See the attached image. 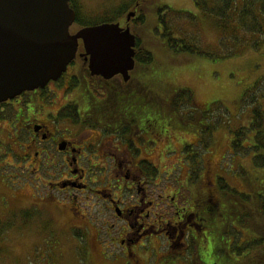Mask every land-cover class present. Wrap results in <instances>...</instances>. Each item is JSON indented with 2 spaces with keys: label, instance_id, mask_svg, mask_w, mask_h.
Instances as JSON below:
<instances>
[{
  "label": "flooded vegetation",
  "instance_id": "obj_1",
  "mask_svg": "<svg viewBox=\"0 0 264 264\" xmlns=\"http://www.w3.org/2000/svg\"><path fill=\"white\" fill-rule=\"evenodd\" d=\"M75 1L70 5L80 15ZM142 10L143 0H132L125 16L113 22L131 28ZM130 11L135 16L128 20ZM81 27L76 16L71 32ZM137 54L138 47L130 79L121 73L107 79L92 74L80 39L75 59L58 80L1 101L0 133L8 139L0 135V146L6 147L0 151V171L7 169L2 163L8 159L5 162L17 187L34 186L41 205L44 198L51 201L64 195L66 202L75 204L66 206L73 219L77 220L75 209L83 201L91 209L99 206L105 217L97 228L95 248L105 259L110 251L126 264H153L152 259L163 264H177V259L187 264H218L210 262L218 255L213 251V229L203 198L207 194L201 193L193 204L183 198L188 195L189 169L182 183L183 175H175L176 164L165 176L144 169L147 163L157 168L143 153L157 144L154 136L159 140L161 97L153 81L136 77L137 72L151 71L149 65L138 63ZM60 81L66 91L62 103L46 94ZM120 116L123 120L118 121ZM17 187L0 195L7 210L20 208L27 218V209L18 206ZM232 242L228 241V248Z\"/></svg>",
  "mask_w": 264,
  "mask_h": 264
},
{
  "label": "rangeland",
  "instance_id": "obj_2",
  "mask_svg": "<svg viewBox=\"0 0 264 264\" xmlns=\"http://www.w3.org/2000/svg\"><path fill=\"white\" fill-rule=\"evenodd\" d=\"M124 3L127 4L126 7H130L132 0L75 1L77 8L80 9L81 16H79L82 19L97 22H100L105 15L116 14ZM160 9L164 13L162 17H160ZM142 16L144 22H142ZM159 17L167 24L160 23ZM122 22L124 23L125 20ZM163 26L164 29L166 26L169 28L168 31L171 33L168 34L187 38L199 46L202 51L211 50L223 53L225 49H231V45L224 49L223 40L221 42L220 38L224 32L222 29L216 28L211 17L200 13L194 0H143L141 18L131 25V30L140 38L142 46L148 48L154 55L155 61L148 67L153 69V74L156 77L154 84L159 87L158 90L162 95L171 92L173 87L193 89L194 103L191 101L192 104H189L185 99L181 103V109L190 114H192L191 108L197 110L198 106L203 103H214L211 105L213 108L211 112L215 119L211 122L218 126L213 130L212 135L207 134L210 140L206 145L209 147L200 151L204 167L202 169L210 180L208 178L205 180L189 178L188 185L185 186L187 188L185 192L188 195L183 198L192 201L193 204L195 198H201L200 194L206 193L207 195L203 198L208 205L213 203L222 208L225 204L224 201L220 203L223 193L220 191L215 193L219 189V177H224L230 186L240 192L255 194L254 189L261 187L260 181L256 179L261 169L253 164L252 156L232 153L231 137L234 130L250 124L253 118V109L257 106L250 102L242 104L241 98L245 90L258 80L259 83H262L259 90L262 89L261 92H264V47L262 45L259 48L251 46L252 36L249 34L251 41L245 46V48L248 47L240 56L211 59L200 55L176 53L166 46ZM256 37L261 38V36ZM244 39V41H248L247 36ZM146 71H148L147 67ZM135 75L137 78L148 79L151 71L147 74L137 72ZM61 82L52 84L51 89L46 91L50 98H54L59 103L64 102L63 98L66 94ZM252 89L258 92L255 87ZM260 101L264 104V99L258 97L257 102ZM195 116L199 115L195 114ZM158 120L161 125V119ZM204 121H208L207 117L204 118ZM161 131L162 134H166V137H161L160 143L149 147L148 152L144 151L143 154L156 164L158 171L164 176L175 168L172 166L173 164L178 165L175 175H183V178L179 177V182L182 183L189 169L184 163L187 158L183 153V148L186 144H196L199 137L187 130L176 129L166 123L161 126ZM0 135L3 139H8L4 133H0ZM5 148V145L0 146V151H4ZM7 160L2 163L3 167L7 169L0 171V194L11 193L12 189L9 188L18 186L8 170L9 165L5 162ZM180 166L183 168L181 169ZM211 180L213 184L214 182L217 184L213 186ZM173 181L176 183L175 180ZM196 186H199L200 189L197 194L193 192ZM34 190V186L29 184L17 187V195L20 197L18 206L27 209L30 215L27 218L24 217V211H21L20 208L7 210L0 195V264H88L87 261L91 264H126L124 259L115 257L116 254H111L110 251H107L108 254L105 252L107 258L105 259L100 253V249L95 248L97 228L101 219L105 217L99 206L91 209L90 204L83 201L84 203L75 209L76 220L72 218L67 208H74L75 204H72L71 201L66 202L64 195H57L51 201L44 198L41 205L38 203V197L34 196ZM43 193L45 194L44 191ZM191 195L194 196L193 199ZM10 200H12L11 195ZM82 213L85 216H82ZM79 218H83L86 224H82ZM75 224L82 228L75 227ZM242 225L241 222L237 223L238 230L235 227L229 229L226 225L228 227L224 231L226 243L232 240L234 249H237L236 246L249 245L256 233H252ZM101 236L104 240H108L105 233H102ZM229 236L230 238H228ZM226 243L221 244L223 251L217 253L219 257H222V252H226L224 249ZM229 252L231 255L228 259H210V262L227 264L226 261L240 260L241 256L237 253ZM88 253L91 256L89 259H85ZM245 257L243 256L241 263H246ZM177 262V264H187L186 261L179 259ZM152 263L163 264L160 259H152Z\"/></svg>",
  "mask_w": 264,
  "mask_h": 264
},
{
  "label": "trees",
  "instance_id": "obj_3",
  "mask_svg": "<svg viewBox=\"0 0 264 264\" xmlns=\"http://www.w3.org/2000/svg\"><path fill=\"white\" fill-rule=\"evenodd\" d=\"M194 2L200 13L211 17L214 20L216 28L222 29L224 32L220 37L221 42L223 40L224 49L230 45L231 49H225L223 53H216L211 50L202 51L199 46L193 44L187 38L168 34L171 33L168 31L169 28L166 26V29H164L163 26L164 40L166 46L170 50L176 53L200 55L211 59L231 58L240 56L248 47L245 48L251 41L249 34L252 36L251 46L259 48L260 45H262L264 47V0H194ZM122 5L123 6H120L116 14L113 16L105 15L100 22L82 19L77 9V24L85 26L116 21L118 18L125 16V13L129 9V7H126V3ZM178 11L186 12L185 10ZM163 14L162 9H160V17L164 16ZM143 18L142 16V19ZM142 22H144V19ZM160 23L167 24L164 20L162 21V19ZM232 36H234V38H232ZM246 36L248 37V41H244ZM256 36H261L262 39ZM137 47L138 63L145 64L146 66L153 64L155 61L153 53L148 48L142 46L138 36ZM150 77V79L146 80L155 83L156 77L153 74V69L151 70ZM261 86L262 83H259L257 80L252 86L245 90L241 98L242 104L250 102L252 104H257V106L253 109V118L250 124L234 130L231 137L232 153H243V155L247 157L252 156L253 164L261 169L256 178L260 181L261 187L259 189H254L255 194L240 192L230 186L224 177H219V189L216 190L215 193L217 194L218 191L223 193L220 203L224 201L225 204L222 208H220V205L218 206L213 203H209L211 205H208L209 223L213 229L212 241L214 253L217 254L219 251H223L221 244H223V242L226 243L224 231L228 229V227L229 229L232 227L237 229V223L241 222L244 228L249 229L252 233L256 232L249 245L241 247L236 246L237 249H234L233 245L228 248V243H226L224 247L226 252H222V257L218 256V259H228L231 255L229 251H233L235 254L237 253L241 256L240 260H236L235 262L226 261L227 264H244L241 263L243 261L241 260L243 256H246L245 264H253L254 262L255 264H264V104L261 103V101L257 102L258 97H261L262 100L264 99V92H261L262 89L259 90ZM156 87L159 88L158 86ZM253 87H255L258 92L254 91L252 89ZM174 90L176 91L174 92ZM160 97L159 106L161 111L158 119H161L162 124L158 129L159 133H157V135H159V140L155 136L154 138L157 140V143H160L162 140L161 137H166V134H162L161 131L163 123L175 127L176 129L187 130L191 134L198 135L199 139L196 144H186L183 148V153L190 165L189 178L192 177L196 180L209 179L202 169L203 162L200 158L202 154L200 151L209 147L206 145L210 140L207 134L209 133L212 135L213 130L218 126L211 122L215 119V117H212L213 112H211L213 110L211 105L214 103H203L198 106L199 108L197 110L191 108L192 111L190 112L192 114H190L181 109L183 99L189 104L195 101V93L190 87H182L180 89L173 87L171 92L169 91L166 95L160 93ZM195 114L199 116L196 117ZM62 116H65V114H62ZM205 117H207L208 121H204ZM121 120H123L122 116L119 117L118 121ZM144 169L150 174H157L159 172L155 166H151V164L148 163L145 164ZM210 182L213 186L217 184L215 182L213 184L212 180ZM193 192L195 194L199 193V186H196Z\"/></svg>",
  "mask_w": 264,
  "mask_h": 264
},
{
  "label": "water",
  "instance_id": "obj_4",
  "mask_svg": "<svg viewBox=\"0 0 264 264\" xmlns=\"http://www.w3.org/2000/svg\"><path fill=\"white\" fill-rule=\"evenodd\" d=\"M75 20L70 0H0V102L59 79L80 39L92 74L131 78L137 44L131 28L104 22L72 33Z\"/></svg>",
  "mask_w": 264,
  "mask_h": 264
}]
</instances>
